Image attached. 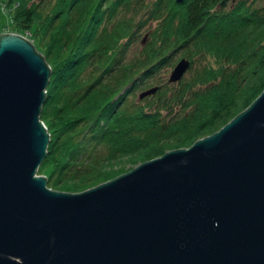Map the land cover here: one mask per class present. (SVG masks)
Listing matches in <instances>:
<instances>
[{
    "label": "water",
    "instance_id": "1",
    "mask_svg": "<svg viewBox=\"0 0 264 264\" xmlns=\"http://www.w3.org/2000/svg\"><path fill=\"white\" fill-rule=\"evenodd\" d=\"M49 76L29 40L0 35V264H264V88L190 146L65 192L37 174Z\"/></svg>",
    "mask_w": 264,
    "mask_h": 264
},
{
    "label": "trees",
    "instance_id": "2",
    "mask_svg": "<svg viewBox=\"0 0 264 264\" xmlns=\"http://www.w3.org/2000/svg\"><path fill=\"white\" fill-rule=\"evenodd\" d=\"M219 1L0 0L50 68L37 170L48 187L80 191L188 147L252 103L264 88V4ZM180 50L188 76L155 84Z\"/></svg>",
    "mask_w": 264,
    "mask_h": 264
},
{
    "label": "rangeland",
    "instance_id": "3",
    "mask_svg": "<svg viewBox=\"0 0 264 264\" xmlns=\"http://www.w3.org/2000/svg\"><path fill=\"white\" fill-rule=\"evenodd\" d=\"M233 1H235V0H228V2L226 3L227 7H229ZM263 4H264V0H257L255 3V6H259V5H263ZM9 24H10V16L8 15V13H6L0 9V34L12 32ZM143 35H144V32H143L142 36ZM142 44L143 43L140 40H138L136 43H134L133 53H139ZM180 54H181V50L178 51L175 55V63L180 58ZM171 69H172V66L169 68H166V67L161 68L158 75L154 79L155 80L154 83L155 84H165L167 82V78L169 76ZM187 76H188V73L186 72L183 77H187ZM138 94H139V91H137V93H136V99H138ZM127 167H129V165ZM37 174H38V172H37ZM38 175H41V174H38Z\"/></svg>",
    "mask_w": 264,
    "mask_h": 264
}]
</instances>
